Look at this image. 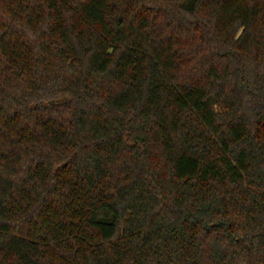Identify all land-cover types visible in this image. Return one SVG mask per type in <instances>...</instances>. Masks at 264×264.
Here are the masks:
<instances>
[{"label": "trees", "instance_id": "1", "mask_svg": "<svg viewBox=\"0 0 264 264\" xmlns=\"http://www.w3.org/2000/svg\"><path fill=\"white\" fill-rule=\"evenodd\" d=\"M0 264H264V0H0Z\"/></svg>", "mask_w": 264, "mask_h": 264}]
</instances>
